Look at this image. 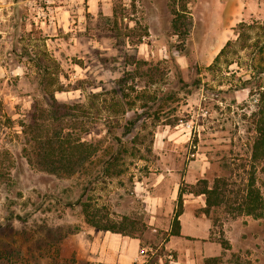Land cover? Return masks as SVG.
Returning a JSON list of instances; mask_svg holds the SVG:
<instances>
[{
	"label": "rangeland",
	"instance_id": "1",
	"mask_svg": "<svg viewBox=\"0 0 264 264\" xmlns=\"http://www.w3.org/2000/svg\"><path fill=\"white\" fill-rule=\"evenodd\" d=\"M220 13L216 0H0V264H53L37 239L86 227L83 202L133 223L140 264H264V211L240 210L251 171L264 202L258 76L241 87L264 55V0H245L233 28ZM55 133L95 150L73 175L27 161L26 137ZM178 209L205 239L170 236Z\"/></svg>",
	"mask_w": 264,
	"mask_h": 264
},
{
	"label": "trees",
	"instance_id": "2",
	"mask_svg": "<svg viewBox=\"0 0 264 264\" xmlns=\"http://www.w3.org/2000/svg\"><path fill=\"white\" fill-rule=\"evenodd\" d=\"M185 9V5L181 10ZM174 12V17L172 19V28L174 33L180 34L182 30L184 32L187 30L184 22L181 21V13H177L175 9H172ZM244 23L240 22L238 26L244 27ZM247 27H252V25H245ZM241 36V33H237ZM255 46L258 47L259 52L263 53L264 51V39H259V36L256 37ZM231 44V41L228 40L221 47L219 52L214 58L213 65L219 60L221 55L224 54L225 49ZM264 62V55L259 58L258 65L252 66L253 70L256 69V72L250 75V78L243 80V85L245 87L246 83H251V80L256 78V110L252 112L254 116V132L255 136L251 145L250 158L252 161L264 160V82H261L259 74L264 72V65L261 63ZM251 92V90H250ZM54 111L58 113L59 117L67 116L69 112L66 108H60L58 106H53ZM62 109V110H61ZM61 110V111H60ZM25 156L27 161L33 167L45 171L50 174L58 176H69L78 172L84 162L88 160L91 151H95L94 148L90 147V144H85L81 141H77L75 145H70V141L66 138H63L61 135L55 133L53 135L38 136V135H29L26 137L25 141ZM115 160V159H114ZM108 165H112V162L107 161ZM106 165L103 167L102 172L106 175L110 174L109 166ZM118 173V172H117ZM114 173V174H117ZM113 174V173H111ZM5 178V172L0 169V182ZM207 190L200 191V193H206ZM78 202V201H77ZM70 205V203L66 204ZM80 214L83 216V222L90 227L109 230L111 232H117L124 235H129L137 237L141 240L140 235L134 234L135 229H133V223L131 222L127 227L125 220L127 217H122L121 221L115 222L110 221L105 214L98 215L100 210H96L95 213L91 212L90 203H80ZM240 210L247 214L252 215L253 217H261L264 211V202L259 193L258 188L255 185L254 172L251 171L249 175V180L246 186V192L242 195V204ZM181 210H177L174 214L172 220V229L171 235L178 236L180 235V221L179 215ZM59 232V231H58ZM47 229L44 237L37 239V248L39 254H44L46 257L50 258L53 264H79L76 260L75 251L67 243H65V233H58ZM214 260L217 257H213ZM169 261L166 258H161V261L157 264H168ZM204 264H210V259H206ZM243 264V263H236Z\"/></svg>",
	"mask_w": 264,
	"mask_h": 264
},
{
	"label": "crops",
	"instance_id": "3",
	"mask_svg": "<svg viewBox=\"0 0 264 264\" xmlns=\"http://www.w3.org/2000/svg\"><path fill=\"white\" fill-rule=\"evenodd\" d=\"M216 4L218 8H221L220 18L226 28H233L235 22L241 20L244 15L245 0H216ZM183 214L179 219L181 221L180 235L170 236L175 238L187 236L194 241L205 239L208 233L203 235L183 231ZM206 229L209 232L208 221H206ZM66 239L67 244L71 245L75 251L79 264H140L143 262L141 240L137 237L86 226L71 233ZM205 255L208 256V254Z\"/></svg>",
	"mask_w": 264,
	"mask_h": 264
}]
</instances>
